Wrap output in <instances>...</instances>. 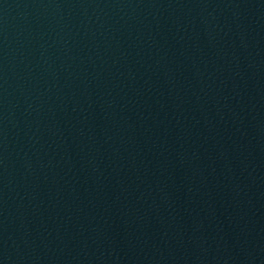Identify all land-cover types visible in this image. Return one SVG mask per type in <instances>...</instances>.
<instances>
[{"label": "water", "instance_id": "obj_1", "mask_svg": "<svg viewBox=\"0 0 264 264\" xmlns=\"http://www.w3.org/2000/svg\"><path fill=\"white\" fill-rule=\"evenodd\" d=\"M0 264H264V0H0Z\"/></svg>", "mask_w": 264, "mask_h": 264}]
</instances>
